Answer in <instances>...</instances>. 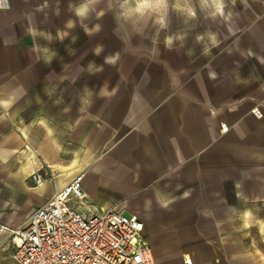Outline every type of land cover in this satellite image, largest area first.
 Instances as JSON below:
<instances>
[{"label": "crops", "instance_id": "1", "mask_svg": "<svg viewBox=\"0 0 264 264\" xmlns=\"http://www.w3.org/2000/svg\"><path fill=\"white\" fill-rule=\"evenodd\" d=\"M241 1L235 41L197 62L165 40H127L103 23L111 12L100 3L105 14L82 25L69 8L81 0H8L0 225L22 226L82 172L80 212L136 214L155 264H264V116L250 113L264 114V0ZM78 32L85 43H73ZM161 199L172 201L167 210ZM12 252L4 231L0 264Z\"/></svg>", "mask_w": 264, "mask_h": 264}, {"label": "built area", "instance_id": "2", "mask_svg": "<svg viewBox=\"0 0 264 264\" xmlns=\"http://www.w3.org/2000/svg\"><path fill=\"white\" fill-rule=\"evenodd\" d=\"M255 118L264 114L251 108ZM221 131L228 130L226 122ZM83 173L76 174L63 188L39 206L26 222L8 229L12 258L17 264H155L144 224L136 214L113 208L84 215L69 202L83 200ZM35 183L41 179L32 175ZM183 264H191L184 258Z\"/></svg>", "mask_w": 264, "mask_h": 264}, {"label": "rangeland", "instance_id": "3", "mask_svg": "<svg viewBox=\"0 0 264 264\" xmlns=\"http://www.w3.org/2000/svg\"><path fill=\"white\" fill-rule=\"evenodd\" d=\"M123 0H100V8L111 12L110 17H106L104 24L116 25L117 28L126 30L127 33L122 36H133L134 39L140 38L147 44H157L166 40L167 37L173 38V44L184 46L190 52V55L196 61H203L206 57L219 56L226 45L235 41L237 25V13L243 8L241 0H227L226 12H231L230 20L225 21L222 18H210L199 10L198 0H192L197 8V17L188 19L181 13L169 8L164 16V27L161 26L160 17L156 13H147L143 16L135 13L124 14L125 10L121 8ZM212 32L217 36V46H211L207 39V33ZM129 35V36H128ZM198 35H204V41H197ZM121 34L116 35L115 47H120L123 41ZM86 37L78 32L76 41L85 43ZM72 41V40H71ZM74 43V42H73ZM209 45L210 51L204 53L205 45ZM101 61V60H96ZM82 201V200H81ZM76 198L70 200V204L80 211V202ZM147 238V237H146ZM148 239V238H147ZM7 264H15L13 260H8ZM169 264V263H165Z\"/></svg>", "mask_w": 264, "mask_h": 264}, {"label": "clouds", "instance_id": "4", "mask_svg": "<svg viewBox=\"0 0 264 264\" xmlns=\"http://www.w3.org/2000/svg\"><path fill=\"white\" fill-rule=\"evenodd\" d=\"M100 3V0H81L78 5L69 4L70 10L74 12V15L78 18V20L83 25V21H85L89 15L93 12H96V5ZM234 3V0H233ZM199 10L205 13L210 18H222L225 21L230 20L232 13L226 12L227 0H198ZM9 7L8 0H0V9ZM181 13L188 19H195L197 17V8L192 3V0H123L121 4V8L125 10L124 14L135 13L141 16L147 13H156L160 17L161 26L164 27V16L167 14L169 8ZM105 13L103 10L96 12L97 17H102ZM75 26V22L69 20L67 22L68 28H73ZM100 25H95L96 31H99ZM85 31L87 33V28L85 26ZM31 34V32H30ZM63 35H66L63 34ZM63 35L60 36L63 39ZM75 37L73 38V42H75ZM197 41H204V35H198ZM207 39L210 42L211 46H217V36L212 32L207 33ZM173 45V38L171 36L167 37L165 40V46L168 49H171ZM96 54L99 55L101 49L98 47L96 50ZM210 51L209 45H205L204 53L208 54ZM44 52L47 53L48 50L45 48ZM54 55V53L52 54ZM48 62L51 61L52 56L47 57ZM106 63L113 64L115 63V58L109 57L106 58ZM0 106L4 108L11 107L10 100H0ZM170 203H172L169 199H161L159 201L160 206L167 210L169 208Z\"/></svg>", "mask_w": 264, "mask_h": 264}, {"label": "bare ground", "instance_id": "5", "mask_svg": "<svg viewBox=\"0 0 264 264\" xmlns=\"http://www.w3.org/2000/svg\"><path fill=\"white\" fill-rule=\"evenodd\" d=\"M188 258V257H187Z\"/></svg>", "mask_w": 264, "mask_h": 264}]
</instances>
